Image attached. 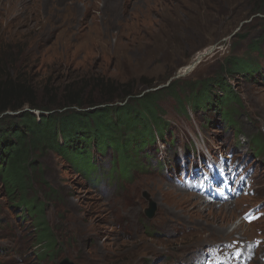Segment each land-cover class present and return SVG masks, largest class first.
<instances>
[{
    "label": "rangeland",
    "instance_id": "rangeland-1",
    "mask_svg": "<svg viewBox=\"0 0 264 264\" xmlns=\"http://www.w3.org/2000/svg\"><path fill=\"white\" fill-rule=\"evenodd\" d=\"M261 1L0 0V87L29 85L42 104L78 95L85 106L164 88L155 102L167 128L158 151L140 150L128 177L112 150L96 153L97 183L55 150H36L42 171L29 172L26 196L44 201L56 251L40 260L31 216L12 206L0 181V264H228L223 247L242 250L231 264H264V154L254 145L255 135L264 139V35L260 50L250 48L264 31V14L250 13ZM230 56L258 61L260 73L229 76ZM218 76L240 99L231 100L239 131L218 109L190 105L187 85ZM176 79L179 100L168 92ZM214 83L217 104L222 89ZM210 148L245 168L238 184L251 181L253 191L217 200L183 187L181 171Z\"/></svg>",
    "mask_w": 264,
    "mask_h": 264
},
{
    "label": "trees",
    "instance_id": "trees-1",
    "mask_svg": "<svg viewBox=\"0 0 264 264\" xmlns=\"http://www.w3.org/2000/svg\"><path fill=\"white\" fill-rule=\"evenodd\" d=\"M255 12L264 14V1L257 3L250 13ZM263 35L264 31L252 41V50L259 49ZM227 63L224 71L229 76L243 73L245 78H249L260 70L258 61H253L250 57L230 56ZM179 82H182L181 79H176L168 85V92H172L170 94L176 100H179L181 93L175 91L170 84ZM197 82L186 87L190 90L188 96L191 107L201 106L199 109L203 110L225 105L224 116L239 131L236 120L233 119L236 108L231 104V100L240 104L237 93L222 76ZM212 82L222 89V95H215L217 105L211 100L216 91L213 87L210 91ZM7 84L8 86L0 87V181L4 196L12 206L30 212L36 241L42 247L38 256L43 260L46 254L50 256L56 251V238L43 215L44 201L39 199L38 203H32V199L26 196L33 182L28 178L29 172L40 176L42 171L39 163L34 161V152L37 150L40 153L51 148L70 162L72 169L80 172L86 181L97 183V176L103 169L97 164L96 153L107 154L112 150L121 174L128 177L131 166L139 155L138 150L152 143L156 135L164 136L167 130H164L166 120H161L158 102H155L166 90H152L139 96H119L123 103L113 104L114 101H108L104 105L92 103L87 107L78 95L69 102L42 104L31 86ZM197 86L200 88L197 89ZM208 96L203 105V99ZM126 98L128 99L125 100ZM68 107L70 110L59 111ZM54 109L59 112L53 113ZM177 109L180 111L182 108ZM263 140L260 135L254 136L256 150L262 154Z\"/></svg>",
    "mask_w": 264,
    "mask_h": 264
},
{
    "label": "clouds",
    "instance_id": "clouds-1",
    "mask_svg": "<svg viewBox=\"0 0 264 264\" xmlns=\"http://www.w3.org/2000/svg\"><path fill=\"white\" fill-rule=\"evenodd\" d=\"M218 104V103H217ZM216 104V105H217ZM213 108H215V109H218L219 110V113H220V116H221V119L223 120V122L225 123V126H227V127H232V121H229L225 116H224V112H225V110H223V113L221 112V105L218 107V106H213V107H210L209 109H213ZM208 109V110H209ZM166 132V131H165ZM165 132H164V138H165ZM141 149H143V148H141ZM116 158V156H115V153L113 152V159H115ZM117 161V160H116ZM233 167H238V165L236 164V163H233V165H232V169L233 170H231V172H229V173H231V174H229V175H234V181L231 183V186H232V188L231 189H225L224 188V191H222V187L220 186V185H218V184H216V185H214V184H212V190H214L215 192H216V190H217V194H215V195H213V196H215L216 198H217V200L218 199H223V198H226L227 200H229V199H231L232 198V195H239L240 193H241V191H242V188L244 189V190H246L245 192H250V191H253V184H252V182L250 181V182H248L247 183V185L246 186H244V185H242L241 183L240 184H235V182H237L238 181V174L239 173H242V174H244V177H247L248 176V173H246L245 172V170H241V172H240V170L239 171H236ZM245 172V173H244ZM207 200L209 201L210 200V197H209V199L207 198ZM20 210H21V208H19ZM21 214H22V217H26L24 214H27V216H29L30 215V212L29 211H27V212H25L24 210H21ZM243 214V213H242ZM255 214L256 215H258L257 214V212H255ZM243 217H244V220L247 222L248 220H247V216L245 215V214H243ZM249 222V221H248Z\"/></svg>",
    "mask_w": 264,
    "mask_h": 264
},
{
    "label": "water",
    "instance_id": "water-1",
    "mask_svg": "<svg viewBox=\"0 0 264 264\" xmlns=\"http://www.w3.org/2000/svg\"><path fill=\"white\" fill-rule=\"evenodd\" d=\"M154 202L151 201L150 203V207L148 209H146L145 214L147 215V217H152L154 214ZM59 264H74L72 261H70L68 258H63Z\"/></svg>",
    "mask_w": 264,
    "mask_h": 264
},
{
    "label": "bare ground",
    "instance_id": "bare-ground-1",
    "mask_svg": "<svg viewBox=\"0 0 264 264\" xmlns=\"http://www.w3.org/2000/svg\"><path fill=\"white\" fill-rule=\"evenodd\" d=\"M227 165H228V164L226 163L225 166H227ZM233 168H234L236 171H239V168H238V167H233ZM243 170H245V168H244ZM240 172H241V171H240ZM175 186H176V185H175ZM176 188H177V189H180V190H182V191H184V192H187L186 190H184V188L182 189V188H180V187H178V186H176ZM190 193H198V194H200L199 192H190ZM202 196H203V195H202ZM203 197H204V196H203ZM204 201H207V204H208V202H210V201H208L206 197L204 198L203 201H201L203 207H207V204H204V203H203ZM162 231H164V229H163ZM249 251H251V249H250ZM193 254H194V253H193ZM188 258H189V259H194V258H192L191 256H189ZM193 263H195V262H193Z\"/></svg>",
    "mask_w": 264,
    "mask_h": 264
},
{
    "label": "snow or ice",
    "instance_id": "snow-or-ice-1",
    "mask_svg": "<svg viewBox=\"0 0 264 264\" xmlns=\"http://www.w3.org/2000/svg\"><path fill=\"white\" fill-rule=\"evenodd\" d=\"M255 217H249V222H251V219H254Z\"/></svg>",
    "mask_w": 264,
    "mask_h": 264
}]
</instances>
